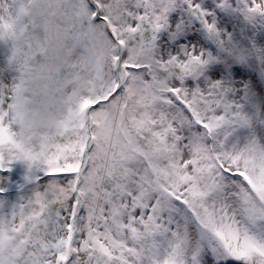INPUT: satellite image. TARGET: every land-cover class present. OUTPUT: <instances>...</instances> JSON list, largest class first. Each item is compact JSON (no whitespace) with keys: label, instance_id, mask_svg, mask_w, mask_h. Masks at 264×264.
<instances>
[{"label":"snow or ice","instance_id":"obj_1","mask_svg":"<svg viewBox=\"0 0 264 264\" xmlns=\"http://www.w3.org/2000/svg\"><path fill=\"white\" fill-rule=\"evenodd\" d=\"M0 264H264V0H0Z\"/></svg>","mask_w":264,"mask_h":264},{"label":"rangeland","instance_id":"obj_2","mask_svg":"<svg viewBox=\"0 0 264 264\" xmlns=\"http://www.w3.org/2000/svg\"><path fill=\"white\" fill-rule=\"evenodd\" d=\"M14 178H15V177H14ZM9 195L12 196V195H14V193L10 192Z\"/></svg>","mask_w":264,"mask_h":264}]
</instances>
